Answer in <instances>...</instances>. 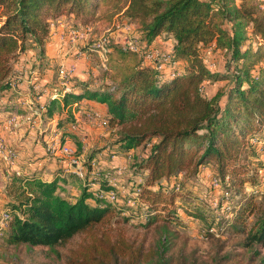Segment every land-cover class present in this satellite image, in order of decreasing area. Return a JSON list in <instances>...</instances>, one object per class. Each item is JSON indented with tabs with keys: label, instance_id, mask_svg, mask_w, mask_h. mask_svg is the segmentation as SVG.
Here are the masks:
<instances>
[{
	"label": "trees",
	"instance_id": "16d2710c",
	"mask_svg": "<svg viewBox=\"0 0 264 264\" xmlns=\"http://www.w3.org/2000/svg\"><path fill=\"white\" fill-rule=\"evenodd\" d=\"M261 4L260 0H0V100H7L2 112L21 117L33 113L30 120L38 122L34 111L42 105V125L60 116L56 123L60 141L73 139L78 155L80 143L69 131L76 123L73 105L82 100L105 105L108 126L119 129L115 144L119 152L151 144L146 159L137 164L143 178L136 200L144 208L142 225L146 227L179 217L176 192L161 186L162 181L170 184L178 181L181 173L215 168L222 181L228 178L226 191L231 206L230 218H217L221 212L211 208L216 227L223 234L232 231L242 235L240 245L259 257L256 264H264L259 252L264 250V200L256 202L254 190L259 177L246 167L250 163L264 166L257 154L258 145L264 147ZM101 9L120 13L133 24L143 48L163 34L173 40L172 57L183 65L182 69L178 68L174 77L161 80L136 52L112 43L103 74L109 83L93 89L89 81H76L73 92L46 83L37 94L31 92L30 106L35 109L23 112L16 103L24 95L20 90L12 91L10 85L19 58L33 53L36 60L32 69L38 83L48 70L53 71L46 58L50 21L65 16L86 24ZM211 45L226 59L225 72L211 71L203 64L200 50ZM86 52L90 53L89 48ZM53 73L58 76V72ZM221 81L226 82L217 85ZM208 86L217 87L213 95H206ZM46 89L52 96L42 104L35 102ZM96 155L92 152L88 160ZM90 174V165L85 182L73 174L68 178L56 176L50 182L41 180L39 172L14 174L11 187L17 205L10 211L6 243L43 247L55 253L57 247L82 236L83 241L70 251L66 264H151L154 254L114 228L117 217L127 211L96 198ZM100 185L109 189L103 181ZM246 185L253 192H246ZM66 186L77 187L79 195H63ZM190 213L194 218H208L206 211ZM251 217L254 221L250 224ZM163 233L158 264L169 263L163 262V254L169 251L173 234L167 229Z\"/></svg>",
	"mask_w": 264,
	"mask_h": 264
},
{
	"label": "rangeland",
	"instance_id": "374dc122",
	"mask_svg": "<svg viewBox=\"0 0 264 264\" xmlns=\"http://www.w3.org/2000/svg\"><path fill=\"white\" fill-rule=\"evenodd\" d=\"M61 20L62 25L60 26L58 23L57 28V33L59 32L58 37H60V35L62 37L63 35L66 36L70 28H79L81 30V28H85V26H89L91 28V34L87 36V39L84 42H78L73 46L70 45V47L63 52L65 56L61 59H56L59 61L58 63L55 61L51 63L48 56H46L48 63L52 66V69L55 72H57L58 67L61 65L68 66L70 64H74L76 61L77 51H88V48L93 44V42L102 35L108 36L111 40V44H120L121 42V45H124L128 42L136 40L137 46L141 47L139 42L140 34L136 31L135 26L132 24L134 26L133 32L125 33L122 26L125 25V22L129 23L128 20L125 19L122 14L116 13L111 9L99 10L94 20L86 24H80L79 21L75 22L71 19L65 18ZM58 39L62 46H64V44H69L67 41L61 43L60 38ZM250 44L253 48L255 47L252 39ZM157 47L162 52L167 51L160 45ZM31 57L33 59L31 58L30 62L33 64L36 58L34 55ZM200 57L203 64L209 70L214 72H225V65L227 64V61L222 54L215 49V47L210 48L209 46L201 48ZM65 59H71L72 61L68 64L64 62ZM24 64H27V61H22L21 63L19 62L14 65L15 68L19 69L17 73V75L19 74L18 77H21L24 74L23 71L25 68L22 67ZM83 65L88 73L87 77H85L86 81L91 82V88L97 89L103 82L109 83V80H104L103 78L104 69L101 67V58L97 55L93 54L89 61H86ZM181 65L179 64L178 66L179 71L182 69L183 65ZM24 75L27 76V80H32V78L30 79L31 74L29 72H26ZM68 79L67 83L72 85L76 83L73 76ZM19 82H21V80L17 81V84L15 85L16 89L17 85L20 84ZM225 82L226 81H221L217 85L221 86ZM216 89L217 87L215 86H208L205 89V93L207 96L213 95ZM34 90L37 92L38 88ZM30 99L31 98H26L24 101L22 99H18V101L15 99V101H17L16 104L22 107L23 112H27V110L32 111L35 109V106H30L32 100ZM2 105L3 103L0 100V144L7 145L16 151L18 147H21V144L28 145L25 142L26 140L30 143L34 141L37 142V138L39 139L40 137L38 132L43 130L41 124L30 120L33 113H29L23 117L16 116L17 123L15 126L8 127L6 125V121L12 116L8 112H2L4 108L1 107ZM80 111L81 115L84 116V120L88 123L90 122L89 126L93 128V132L96 134V137L93 141H90L87 135V144L90 141L89 147L88 149L85 147L83 158H81L78 165L86 171L89 162V155L92 152H97L98 156L101 154V157L97 156L95 158V163L92 166L91 172L107 171L108 168L103 167V162L112 166L110 169L121 166L127 167L126 174L123 175L117 182V185L123 188L121 189L123 193H121L118 204H116L117 206L124 207L127 212L122 213L120 217H117L116 220L118 223L114 224V228L121 231L131 242H134L137 245L143 244L145 251L154 254L151 264H158L156 263L158 261L157 255L160 252V244L163 240V231H165V229L173 235L171 238V244L169 245V251L163 254L164 263L167 260L169 262L168 264L258 263L259 257L254 256L251 249L244 248L240 245L244 241V237L242 235H235L232 231H228L223 234L219 232L220 230L218 231L219 227L217 228V223H214L213 221L214 215L211 208L214 209V205L222 202L224 194L229 193L226 191L229 188V183L228 178L222 181L220 176L216 173V169L212 167H200L195 174L181 173L178 177V181L170 184L162 181L161 186L168 187L169 192L172 189L176 192L177 202L175 206L179 217L165 222L163 220H158L150 227L142 225L144 220V216L142 215L143 207L136 202L133 189L138 188V184L142 182L143 175L140 171L141 169L137 170V164L146 159L149 147L146 145L143 148H139L133 153V155H131L130 158L128 156L118 155L117 150L113 149V147L118 140L119 129L111 128L108 124H104L100 120H96L91 116L88 117L86 114H82V109ZM86 111L88 110L86 109ZM74 138L76 139V136H74ZM71 140L76 146L75 141L73 139ZM46 143H49L48 138L46 140H42V138H40V153L37 151L34 152L31 145L29 156L27 155L28 152H25L26 155L24 157L26 159L22 162H28L31 157L39 154L41 156H51L45 147L48 145ZM42 147L45 149L44 151L42 150ZM257 154H259V160L264 165L263 146L258 145ZM112 156H116L118 159H113ZM6 157V155L0 153V264H66L70 251L83 241L82 236H76L67 244L57 247L55 253L43 247L30 248L26 245L10 246L6 243L7 225L1 222V214L6 210L11 211L12 206L17 205V201L15 200L16 195L11 187V184L12 177L15 176L14 167H22V163L15 162L11 164ZM69 158L70 157L66 160ZM121 159H124L122 163H120ZM253 164L254 165H251L250 163V165L246 167L251 170V173L255 172L259 177L258 181L260 183H258L257 188L254 190V194L257 195L256 202L260 203L264 200V166L262 168H258L257 163ZM50 174V170L45 168L43 178L49 177ZM245 187L246 192H253V188L249 185H246ZM155 188H157V186ZM63 195L73 198L79 195V190L76 187H66V193ZM197 210L206 211L208 218L205 220L203 218L191 217L190 214L192 213H190V211L196 212ZM215 210L221 211L220 209ZM222 216H224V214H219L217 218ZM253 221L254 218L251 217L249 218L248 223L251 224ZM212 229H214V232ZM207 230L209 231L208 236H206ZM259 252L261 256H264V250L260 249Z\"/></svg>",
	"mask_w": 264,
	"mask_h": 264
},
{
	"label": "built area",
	"instance_id": "2783aa9c",
	"mask_svg": "<svg viewBox=\"0 0 264 264\" xmlns=\"http://www.w3.org/2000/svg\"><path fill=\"white\" fill-rule=\"evenodd\" d=\"M262 4L260 6V9L263 10L264 8V0H261ZM54 22H50V29L54 28ZM59 25H62V23H59ZM123 30L126 33H131L134 31V26L131 23H125V25L122 26ZM91 34V28L89 26H85V28H70L67 35L63 37L60 35V41L63 43L64 41L68 42L69 45H76L78 42H84L87 39V36ZM110 44L111 40L108 36L102 35L97 40L93 42V44L89 47L90 53H87L85 51H77L76 61L74 64H70L68 66L61 65L58 67V78L60 81H66L68 78L74 75L76 72V64L77 62H81L82 64H85L86 61H89L91 56L97 55L99 58H101V67L103 69H106V61H107V54L110 52ZM125 48H128L134 52L137 53L138 57L143 60V63L145 65L150 66L157 74V77L159 79H165V78H172L177 74L179 62L174 61L172 57V50L162 52L158 47L151 45L149 47L143 48L137 46V41L134 40L133 42H128L127 44L122 45ZM214 47V45L210 46ZM32 76H36V72L32 69ZM11 87L15 90V81H13L11 84ZM38 87L35 86L34 89ZM64 92H73L74 91V85L69 84L66 85L63 89ZM39 110L34 111V115L37 116L38 123L42 126V120H41V112L44 111V107L40 105ZM91 117H93L96 120H100L102 123L107 124V119L103 118L101 114L97 111L91 113ZM17 117L12 116L11 118H8L6 121V125L8 127L15 126ZM79 130L78 123L70 126L71 132H76ZM41 131L39 132V135H41ZM49 143L46 146L47 152L56 159L57 161H63L66 160L68 157H70L68 160H66V168L63 170L61 175H58V177L63 178L66 174L72 173L75 174L80 180L83 182L86 181V171H84L78 164V159L74 156V153L68 143V141L61 142L60 141V135L54 131L48 137ZM147 146L150 148L151 144L148 143ZM0 153L3 155H6V159L12 164L14 163L18 155L16 151L7 146L0 144ZM112 158H116V156H112ZM127 172L126 166L121 167H115L112 169H108L107 171H101V172H91L89 181L90 185L95 186V197L103 200L105 202L111 203L113 205L118 204V200L121 196V193L123 191L122 187L117 185L118 180L125 175ZM103 181L108 187V190H105L101 188L100 182ZM133 193L135 197L138 196L139 190L137 188L133 189ZM136 202H138L136 200ZM229 202V193H225L224 197L222 199L221 203H217L213 207L216 209H220L222 212L221 214H224L226 218L231 217L230 214V203ZM144 211V208H142ZM11 220V214L10 211L6 210L2 212L1 214V222L6 224L8 226V222ZM220 230V231H219ZM214 232V229H212ZM219 232H222V229H218Z\"/></svg>",
	"mask_w": 264,
	"mask_h": 264
},
{
	"label": "crops",
	"instance_id": "0c3cea01",
	"mask_svg": "<svg viewBox=\"0 0 264 264\" xmlns=\"http://www.w3.org/2000/svg\"><path fill=\"white\" fill-rule=\"evenodd\" d=\"M64 18L65 19H71V20L77 22V20L74 19L73 17H65V16H62L61 18L56 19V20L53 21L54 22L53 23L54 24V28L50 29L48 42H47V45H46V55L48 56V58H49L51 63H53V61L58 63L59 61L56 60V59L63 58L65 56V54L63 52H65L66 49L70 47L69 44H67V45L64 44V46H62L60 44V42H59V39H58L59 38L58 37L59 32L57 33L58 23H62L61 19H64ZM120 44H121V42H120ZM173 44H174V41L171 40V39L165 38V35L163 34V35L159 36L152 45H154L156 47L158 45H160L163 48H165V50L170 51V50H172ZM31 56H33V53L29 52V53L23 54L19 58V62L20 63L22 61H27V64H24V66H22V67L25 68V70L23 71L24 74L26 72H29L30 74L32 73V65L33 64L30 62V59L32 58ZM71 61H72L71 59H65L64 62L69 64ZM76 64H77V69H76V72L73 75V78L76 81H86L85 77H87V75H88V73L86 72L87 71L86 68H84V65L80 61L77 62ZM14 69H15V74H14V76L12 78V82L15 81V84H17V81L21 80V82H19L20 84L17 85V89L14 90L12 88L11 90L12 91L20 90V94L24 95V97L20 98L23 101L26 100V98H30L31 94L33 92L35 94H37L38 91L41 89V87L44 84H46V83H49V84L52 83L53 87H57L59 89H63L66 85L70 84V83H67V81L69 79L64 81V82H61L59 80L58 76L54 75L52 70H48L46 72V74L43 76L42 80H40L38 83H35L36 79H35V77L32 76V74H31V77H30V79L32 78V80H27V76L24 75V74H23V76L18 77L19 74L17 75V73H18L19 69H17V68H14ZM18 78H20V79H18ZM35 86L38 87V91L37 92H35V90H34ZM43 91H44V94L42 96L38 97V98H35V102H39V103L42 104V103H44V101L49 96H52V91L50 89H46V90H43ZM38 99H39V101H38ZM1 102L2 103L7 102L6 98H3L1 100ZM81 109H82V114H86V116H88V117L91 116L92 112L97 111V112H99L101 114V116L103 118L108 119L107 109H106L105 105H103V104H99V103H96V102L90 101V100H82L78 104H74L73 105L72 114L74 116V119L78 123L79 130L76 131V132H71L70 130L69 131H70V133L74 134V136H76V141H78L80 143V146H81L80 154L77 155V146H75L72 143L71 139L67 138L66 141H68V143H69V145H70V147H71V149H72V151L74 153V156L78 159L79 162L81 161V158H83V153L85 152V147L88 149L89 142L91 140L93 141V139L96 137V134L93 132V128L89 126L90 122L88 123L87 121H85L84 118H83L84 116L81 115V111H80ZM86 109L88 111H86ZM66 112L67 111L64 110L63 111V115H65ZM59 118H60V116H55L50 122H48L47 125H42L41 126L43 131H41L42 133H40L41 135H40L39 139L37 138V142L34 141V142L30 143V142H28L26 140L25 142L28 145L21 144L20 148L16 147L17 148L16 149V153L18 155V158H17V160L15 162L22 163V167H14L15 175L22 176L24 174L31 173V172H39L41 180H43L45 182H50L56 176L61 175L63 170H65V168H66V160L57 161L56 159H54L52 157H51V160H49V159H47V155L41 156L39 154L37 156L31 157L28 160V162H22V161H24V159H26L24 157L26 155L25 152H28L27 155L29 156V150H30L31 145L33 147L32 149H33L34 152L37 151V152L40 153V149H39V147L41 146V144H39L40 143V138H42V140H46L48 137H50L52 132L56 131V123L58 122ZM87 135H88L89 140H90L88 142V144H87ZM115 147L116 146H114L113 149L117 150V148H115ZM42 150L44 151L45 149L42 147ZM134 152L135 151L133 150V151L128 152V153H121V152H119L117 150L118 155L120 154V155H123V156H128L129 158L131 157V155H133ZM97 156H98V154L93 159L89 160V162H88V165H90L91 169H92V166L95 163L94 160H95V158ZM98 157H101V154ZM115 159H118V158L116 157ZM123 161H124V159H121L120 163H122ZM102 164H103L104 168L106 167V168L110 169L112 167V166L108 165L106 162H103ZM45 168L49 169L50 173H51L50 176L47 177V178H43ZM70 174H72V173L66 174L63 178H68V176ZM73 175H75V174H73ZM131 185H132V183H131ZM66 187H75V186H66ZM92 190H95V186L92 187Z\"/></svg>",
	"mask_w": 264,
	"mask_h": 264
}]
</instances>
